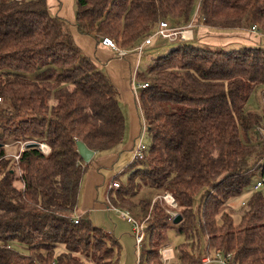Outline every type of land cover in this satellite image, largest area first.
Instances as JSON below:
<instances>
[{"label":"trees","instance_id":"1","mask_svg":"<svg viewBox=\"0 0 264 264\" xmlns=\"http://www.w3.org/2000/svg\"><path fill=\"white\" fill-rule=\"evenodd\" d=\"M76 3L80 33L101 43L110 37L130 52L163 20L171 28L193 22L252 33V25L260 27L261 34L253 33L257 45L212 50L195 38L177 39L152 59L140 74L148 87L138 95L147 120L145 158L126 167V184L125 169L117 174L119 187L107 196L122 211L140 208L146 219L140 264L164 263L170 229L192 242L177 246L178 264H200L211 251L230 253V264H264V194L249 195L239 222L230 206L264 173V114L246 111L259 88L264 101V0ZM69 26L50 13L48 0H0V264L119 263L121 243L113 233L89 218L74 221L90 166L77 142L96 152L116 148L126 117L119 88ZM30 141L47 144L49 153L28 147L19 161L9 155L10 145ZM143 184L159 191L152 203L134 201ZM166 193L176 207L160 197ZM171 211L182 215L178 224ZM202 236L207 247L197 253Z\"/></svg>","mask_w":264,"mask_h":264},{"label":"rangeland","instance_id":"2","mask_svg":"<svg viewBox=\"0 0 264 264\" xmlns=\"http://www.w3.org/2000/svg\"><path fill=\"white\" fill-rule=\"evenodd\" d=\"M48 1L50 5V13L53 15H58L66 19V21H68L70 25L69 31L76 39V42L84 44V46H87L90 42L91 43L93 42L95 45L99 46L100 42L97 40V38H95V36L88 35V34H82L77 30V26L75 24L76 23V13H77L76 0H48ZM191 23H192V27L190 29L193 30V37H194V31L196 35V28L197 30L199 28L201 30L203 27H205L202 24L195 25V23L193 22ZM180 28L183 29V27H178V29ZM209 31L211 30L202 29L201 30L202 37H199V39L195 40L196 41L195 43L204 48L212 49V50H219V49L231 50V49H237L245 45H257L253 42H258L260 40L259 38H256L257 35H254L253 33H248V31H246L247 32L246 33L244 30L242 31L233 30V29L221 30L222 31L221 33H214L213 31L211 32ZM189 33L191 32L189 31ZM200 38L202 39L200 40ZM152 40H153V43L151 45H145L142 57L140 58L139 65L137 67L138 68L137 78L139 81H142L140 78V74H143L147 71L148 66L153 58L166 54L168 51H170L177 45V42L169 41L168 39L162 38L161 36H158V35H154ZM260 45H262L264 48V40H263V43H261ZM93 52H94L92 53L94 56L93 59L97 63V66L101 70L105 71L106 73H108V75L111 76L109 72V67L105 66V64L108 63V60L104 59L101 56V54H99L100 52L96 53L95 49L93 50ZM130 54L135 55L136 53L133 51V52H130ZM115 59L117 58L116 57L111 58V61L112 62L114 61L113 62L114 64H112L111 67L115 65L116 63ZM127 59H128V56L125 57V61H127ZM120 64L125 66V64L123 63H120ZM135 64H136V61L134 65L131 64V66L134 68ZM132 69H130V66H129V70H128V73L126 74V78L123 75L121 76V79H120L121 85H118V88L120 92L122 93L124 91L123 89L124 85L127 84L126 80L127 79L130 80L129 79L130 74L131 72H133ZM36 73L40 77V70L39 71L37 70ZM261 90L262 88H259L255 91V93H253L250 101L248 102V105L246 106V111L253 112L258 115L264 114V101L262 98ZM140 92H141V89L138 90V95ZM138 103L141 104L140 101ZM127 117H128L127 118V122H128V120H131V119L129 116ZM140 134L138 133V135L135 136V140H136L135 144L139 141ZM249 135L254 142L258 141V136L255 131H250ZM147 141H148V135L146 134L145 142ZM132 142H133L132 134H130V131L127 130L125 139L119 146L111 150H107L103 152H96L94 157L88 163L90 164L89 170L86 172L84 176L83 184L81 185V193H80V196L82 199V195H83V191L85 189L86 183L88 182L89 178L94 177L93 181L96 179V184L93 186V188L94 190H96V195H97L99 203L102 206L101 207L102 209H100L99 207H94L95 211L93 214L87 211L83 214V217L89 218V219L91 218V220L93 221L95 225L104 228L110 233H113L116 236V238L120 241L121 250L118 255V258H119L118 264H137L138 256L140 254V252L137 250V247L135 245L136 244V234H135L134 228L136 227V225H138V223L141 222L140 219H141L142 211H140V208H138L134 212H130L129 215L131 216L133 220H129L128 217L125 216L124 214L125 211H122L120 209L116 210L112 206L109 208L110 205L108 203L109 201H108V196H107L109 192L108 189H109L110 183L114 180L117 174H120L123 171V169H125V171L123 174H120V177H121L122 183L126 184V181L129 176L128 174L129 172L126 167L132 162V154H133V149H134V147H132ZM20 147H21V143L18 145L12 144L8 147V150L10 153L16 154L18 153V150H20ZM110 154L113 156H111V158L108 159ZM260 179H261V176L259 175L254 176L253 178L254 184ZM17 183L19 184V182ZM254 184L250 187L249 192L245 193L241 197L235 198L232 201L230 206L232 210L234 211L233 216H234L235 222H239V219L241 216L240 209L243 205V202L246 201V199L249 197V195L252 192L256 191L254 190ZM259 191L264 194V183L259 189ZM157 192H159L157 189H153L150 186L143 184L141 189L139 190V193L134 197V201L140 202V201L146 200L148 202L150 201L151 203L153 199L156 198ZM200 199H201V194L196 196L195 208L199 206ZM78 208H80L79 205H78ZM125 226L133 227V230L130 232L128 231L127 233V235H129L131 240H129L127 236L123 237L121 235L123 232V227ZM116 229H118L117 235L115 233ZM121 238H122V241H121ZM201 238L202 239L200 240V243L198 245L199 247L196 246L195 248L197 253H199L198 248L200 250L202 249V251H205L207 247L205 236H202ZM187 241L192 243L191 240H188L184 234L179 233L175 229H170L168 232V241L166 242L165 245L167 247L168 246L173 247L174 249L177 250V246L179 244L187 242ZM129 244H131V246ZM15 246L19 249L21 247L20 245H15ZM22 250L27 253L25 249H22ZM209 254L213 255L215 254V251H211ZM207 255L208 254L204 256H207ZM173 264H178V260L176 259L175 261H173ZM206 264H218V263L210 262Z\"/></svg>","mask_w":264,"mask_h":264},{"label":"crops","instance_id":"3","mask_svg":"<svg viewBox=\"0 0 264 264\" xmlns=\"http://www.w3.org/2000/svg\"><path fill=\"white\" fill-rule=\"evenodd\" d=\"M202 29H208V30L213 31L214 33H221L222 32L221 30H216V29H212V28L210 29L207 26L203 27ZM201 30H200V28L198 30L196 28V35H195V31H194V37L193 38H195L197 40V39H199V37H202L201 36ZM211 31H209V32H211ZM198 33L200 36L198 35ZM256 38H259V37H256ZM201 39L202 38H200V40ZM75 41H76V39H75ZM99 42H100L99 46L95 45L93 42L92 43L90 42L87 46H84V44H81L78 42H77V44L83 49L84 53L87 54L88 56L93 58L94 56L92 53H94L93 50L95 49L96 53L100 52L99 54H101V56L104 59L108 60V63H106L105 66L109 67V72L111 74L110 77L113 80V82L117 85V87H118V85H121L120 84L121 83L120 82L121 76L123 75L126 78V74L128 73L129 66H130V69H132L133 67L131 66V64L134 65V63L136 61L137 66L135 64V67L132 69L133 72H131V74H130V78H129L130 80H128V79L126 80L127 84H125L123 87L124 91H123V93L120 92V104H121V107H122L123 112H124L125 117H126V125H127L126 129L130 131V134H132V139H133L132 147H134L135 142H136L135 136L138 135V133L140 134V132L142 130L141 117H140V112H139V108H138V102L136 99L137 94H136L134 87H133V75L135 72L138 73L137 67L139 65L140 59H138L137 54H135V55L130 54L129 50H128L129 51L128 54L121 57V56H119L118 52L111 49L110 47L105 46L103 43H101V41H99ZM95 55H97V54H95ZM127 56H128V59H127V61H125V57H127ZM113 57H116L117 59H115V61H116L115 65H113V67H111V65L114 64L113 63L114 61L113 62L111 61V58H113ZM120 63L125 64V66L120 64ZM127 116H129L131 119V120H128V122H127V118H128ZM127 130H126V132H127ZM125 136H126V134H125ZM111 156H113V155L110 154L108 159H110ZM93 179H94V177L89 178L88 182L86 183L85 189L83 191L82 199H81V196L79 195V204L78 205L80 206V208H77V215L80 217H83V214L87 211H89L93 214L95 211L94 207H99L100 209H102L101 208L102 206L99 203L97 195H96V190H94V188H93V186L96 184V179L94 181H93ZM82 184H83V181H82ZM80 193H81V190H80ZM144 219L145 218L141 217L140 220L143 221ZM90 220H91V218H90ZM132 230H133V227L125 226V227H123V232L121 235L123 237L127 236L129 238V240H131L129 235H127V233H128V231L130 232ZM115 233L117 235L118 229H116ZM121 241H122V238H121ZM129 245L131 246V244H129ZM164 249H165V254H166V256L165 255L164 256L167 259H164V256L162 254L163 260H164L163 264H173V261H175L177 259L178 251L176 249H174L173 247H170V246H168V247L165 246Z\"/></svg>","mask_w":264,"mask_h":264},{"label":"built area","instance_id":"4","mask_svg":"<svg viewBox=\"0 0 264 264\" xmlns=\"http://www.w3.org/2000/svg\"><path fill=\"white\" fill-rule=\"evenodd\" d=\"M192 27V23L184 26L183 29H178L177 28H171L168 24V22L166 20H163L160 22L159 27H157V29L155 30L154 34L151 36H148L141 44H139L138 46L135 47L134 51L137 54L138 59H140L142 57L143 54V50L145 45H149L152 42L153 36L154 35H158L161 36L162 38L168 39L170 41H176L177 39H182V40H191L193 39V30L190 29ZM189 31L191 33H189ZM250 31L252 33H256V34H261L260 31V27L257 25H252L250 27ZM102 43L114 50H116L119 54V56L123 57L128 53L127 49H122L119 48L118 45L114 42V40H112L110 37H103L102 38ZM138 73L135 72L133 75V87L134 90L137 94V100L139 102V97H138V90L139 89H144L146 87H148V83L144 82V81H139L137 78ZM4 100L2 97H0V105L3 104ZM139 104V103H138ZM139 108V112H140V117H141V124H142V130H141V134H140V139L139 141L135 144L134 149H133V154H132V161H138V160H143L145 158V151H146V142H145V135H146V129H147V120L144 116V112L142 109L141 104L138 105ZM44 143H39V149H41L44 153H49L50 151V147L46 144V147H44ZM26 148V142H21V147L20 150L18 151V153H10L9 155L14 157L16 159V161H19L20 156H21V152ZM85 165L88 164L84 161ZM261 179L258 180L255 184H254V190H259L261 188V186L264 183V173L260 175ZM119 187V181L118 180H113L110 185H109V190L113 189V188H117ZM168 194L166 193L164 195H161L160 197L170 206L172 207H176L177 203L175 201L174 198H172V201H169L168 198ZM109 208L112 206L113 208L117 209L116 207H114L111 203L109 204ZM125 216L128 217L129 220H133L131 218V216L129 215V212H124ZM171 214L173 216H175L177 214L176 211H171ZM79 216L77 215L74 219L75 222L79 221ZM145 221L146 219H144L143 221H141L140 223H138V225H136V227L134 228L135 230V234H136V247L137 250L140 252L141 249V245L144 241L145 238ZM161 253L163 254V256L165 254V249H161ZM164 259H167L165 258ZM231 258V254H223L220 251L215 252V254L213 255H207L205 257L201 258V262L200 264H206V263H210V262H217L219 264H230L229 263V259ZM52 264H55L54 262ZM137 264H140V260H139V256H138V261Z\"/></svg>","mask_w":264,"mask_h":264},{"label":"water","instance_id":"5","mask_svg":"<svg viewBox=\"0 0 264 264\" xmlns=\"http://www.w3.org/2000/svg\"><path fill=\"white\" fill-rule=\"evenodd\" d=\"M0 146H2V143H0ZM39 142L37 141H30L26 144V148L28 147H38ZM78 151L83 158V160L86 163H89L91 159L94 157L96 151L88 148L85 143L78 141L77 142ZM182 220V215L180 213H177L173 218V223L178 224Z\"/></svg>","mask_w":264,"mask_h":264},{"label":"bare ground","instance_id":"6","mask_svg":"<svg viewBox=\"0 0 264 264\" xmlns=\"http://www.w3.org/2000/svg\"><path fill=\"white\" fill-rule=\"evenodd\" d=\"M45 144V143H44ZM44 147H46V144L44 145ZM168 198H169V201L171 200L172 201V198H174L170 193L168 194Z\"/></svg>","mask_w":264,"mask_h":264}]
</instances>
